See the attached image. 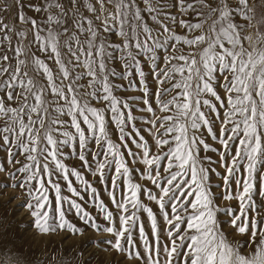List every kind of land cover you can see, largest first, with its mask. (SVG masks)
I'll list each match as a JSON object with an SVG mask.
<instances>
[{
	"label": "snow or ice",
	"instance_id": "obj_1",
	"mask_svg": "<svg viewBox=\"0 0 264 264\" xmlns=\"http://www.w3.org/2000/svg\"><path fill=\"white\" fill-rule=\"evenodd\" d=\"M14 11L0 17V172L34 227L83 234L74 216L128 264H264V0Z\"/></svg>",
	"mask_w": 264,
	"mask_h": 264
},
{
	"label": "rangeland",
	"instance_id": "obj_2",
	"mask_svg": "<svg viewBox=\"0 0 264 264\" xmlns=\"http://www.w3.org/2000/svg\"><path fill=\"white\" fill-rule=\"evenodd\" d=\"M7 9V11H4ZM15 0H0V17L15 19ZM28 15H35L25 8ZM119 68V65H117ZM124 96L139 95L134 92H122ZM223 95V93H221ZM137 115H140L137 113ZM147 136V134L145 133ZM115 138V135H114ZM211 143V141H209ZM218 147V145H215ZM213 159H217L214 153H209ZM3 154L0 153V161ZM72 166L79 167L74 160L68 162ZM7 167V165H5ZM221 173L223 169L217 168ZM87 179L93 178L88 175ZM74 180V178H73ZM63 185V181H60ZM213 183H221L214 178ZM18 181L10 179L5 172H0V264H128L126 258L111 248L106 242L111 240L109 234L97 232L84 226L74 216L69 217L72 222L84 228L83 234H70L65 230L50 231L47 234L40 233L34 227L33 217L27 208L29 197L24 189L17 186ZM96 186L100 188L97 183ZM215 190V189H214ZM68 194V193H65ZM70 195V194H68ZM102 198L109 203L106 194L101 191ZM54 201V197H53ZM221 206L232 204L235 201H217ZM153 207H155L153 205ZM94 211V210H93ZM223 222L226 217L220 216ZM223 233L229 240L244 245L247 236L233 233L230 225L224 224ZM242 254L248 252V247L243 246Z\"/></svg>",
	"mask_w": 264,
	"mask_h": 264
}]
</instances>
